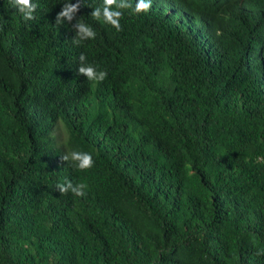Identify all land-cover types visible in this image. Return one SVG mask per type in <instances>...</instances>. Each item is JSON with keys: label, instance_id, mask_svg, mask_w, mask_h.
I'll return each instance as SVG.
<instances>
[{"label": "trees", "instance_id": "16d2710c", "mask_svg": "<svg viewBox=\"0 0 264 264\" xmlns=\"http://www.w3.org/2000/svg\"><path fill=\"white\" fill-rule=\"evenodd\" d=\"M168 1L0 0V264H264V0Z\"/></svg>", "mask_w": 264, "mask_h": 264}, {"label": "clouds", "instance_id": "9594fccd", "mask_svg": "<svg viewBox=\"0 0 264 264\" xmlns=\"http://www.w3.org/2000/svg\"><path fill=\"white\" fill-rule=\"evenodd\" d=\"M14 5H18V11L22 14V17L25 20L32 18V13L36 8V4L33 0H13ZM113 0H105L106 5H111ZM181 10L177 13L180 22L177 24L179 28L187 30L190 28L189 22L191 20V14L188 10V7L193 1L191 0H182ZM80 4V0H77V3H70L69 0H64L62 4L61 10L57 13L56 23L61 22V18L63 20H71L75 15ZM132 4L134 5V11L152 16H162L161 13L157 11L150 10L149 7L157 8L160 12H163L167 15H175L176 9L174 5L168 0H132ZM123 5L117 4L116 8L109 9L107 6L103 8L97 7L92 11V15L94 17L103 16L106 22L113 25L117 30H119L118 18L121 16V12L118 10ZM76 29V36L79 40H74V43H78L80 40H84L86 38H92L95 35L92 27L83 22H76L74 24ZM216 31L210 30L206 34L207 37H212V35ZM80 64L77 68V72L82 74L84 78L93 82L103 81L107 73L103 70H98L90 63H85V57L83 54L79 57ZM70 159L75 162V167L77 168H87L90 167L93 163L92 157L87 152H78L73 151L70 154ZM84 185L83 184H74L71 181L66 180L63 184L58 185V190L60 193L70 192L75 196H83L84 195Z\"/></svg>", "mask_w": 264, "mask_h": 264}, {"label": "rangeland", "instance_id": "374dc122", "mask_svg": "<svg viewBox=\"0 0 264 264\" xmlns=\"http://www.w3.org/2000/svg\"><path fill=\"white\" fill-rule=\"evenodd\" d=\"M57 133H58V137H59V140H60V139H61V135H62V134H61V131H60V130H58V132H57Z\"/></svg>", "mask_w": 264, "mask_h": 264}]
</instances>
